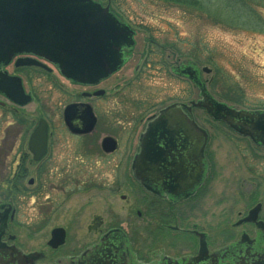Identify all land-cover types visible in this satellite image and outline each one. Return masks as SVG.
<instances>
[{"label": "flooded vegetation", "instance_id": "1", "mask_svg": "<svg viewBox=\"0 0 264 264\" xmlns=\"http://www.w3.org/2000/svg\"><path fill=\"white\" fill-rule=\"evenodd\" d=\"M111 3L100 4L131 31L130 45L96 83L31 54L0 62V264H264V136L239 134L205 105L264 108L217 99L216 76L202 78L212 69L179 64V22L133 24ZM179 79L195 99L181 100ZM196 111L235 142L228 163L239 171L218 195V153ZM182 117L206 136L201 161ZM57 229L63 243L53 247Z\"/></svg>", "mask_w": 264, "mask_h": 264}, {"label": "rangeland", "instance_id": "2", "mask_svg": "<svg viewBox=\"0 0 264 264\" xmlns=\"http://www.w3.org/2000/svg\"><path fill=\"white\" fill-rule=\"evenodd\" d=\"M93 1L103 5L108 2ZM199 1L206 5L208 14L186 7L172 8L151 0H112L110 9L118 16L132 20L133 24L155 25L161 30L168 29V21L172 25L179 22V64L194 61L200 68L212 69L209 75L202 73V78L209 80L216 76L213 88L217 99H221L222 91L228 87L230 90L236 89L240 97L231 92L229 100L221 99L227 104L237 108H243L244 104L264 108V0H245L244 6L239 9L241 22L233 23L228 21L232 20V14L226 11L227 0ZM176 40L167 39L169 43ZM169 59L175 61L177 56L173 54ZM192 89L187 81L179 79V93H183L181 100L188 94L195 99L197 92ZM238 100L241 102L237 103ZM195 114L198 121L210 129V148L218 153L215 167V190L218 195L219 188H225L239 171L238 167L232 165L233 161L228 163L232 159L228 154L232 152L235 142L230 135L231 141L226 138V131L219 128L221 124L208 122L200 117V112L196 111ZM221 134L224 139L219 138ZM258 192L264 196V186ZM47 235V231L41 233V249Z\"/></svg>", "mask_w": 264, "mask_h": 264}, {"label": "water", "instance_id": "3", "mask_svg": "<svg viewBox=\"0 0 264 264\" xmlns=\"http://www.w3.org/2000/svg\"><path fill=\"white\" fill-rule=\"evenodd\" d=\"M130 32L93 0H0V62L16 54H33L57 65L65 78L76 83H96L113 73L121 63V48L130 45ZM188 70L179 72L189 75ZM193 105L206 106L212 116L241 135L264 136V112L236 111L213 100L205 106ZM180 120L179 127L195 129L201 161L206 136L186 117ZM158 153L156 159L161 158ZM53 237H57L53 247L63 243L62 230L53 231Z\"/></svg>", "mask_w": 264, "mask_h": 264}, {"label": "trees", "instance_id": "4", "mask_svg": "<svg viewBox=\"0 0 264 264\" xmlns=\"http://www.w3.org/2000/svg\"><path fill=\"white\" fill-rule=\"evenodd\" d=\"M244 1L245 0H227V6H226V11L230 14H232V20H228L229 22L233 23L235 21H239V18L241 19L242 16L239 15V9H241V6H244ZM179 7H186L190 9H195V10H203L205 13L208 12L206 5H203L200 3L199 0H179ZM208 14V13H207ZM241 22V21H239ZM237 94V90H230L228 87L226 88L225 91H222V95L220 96L221 99L224 100H229L230 93ZM240 97V95H238ZM219 97V96H218ZM241 102V100H238L237 103Z\"/></svg>", "mask_w": 264, "mask_h": 264}]
</instances>
